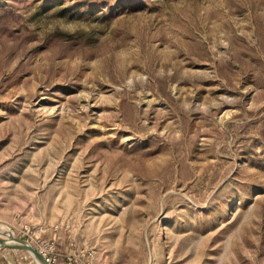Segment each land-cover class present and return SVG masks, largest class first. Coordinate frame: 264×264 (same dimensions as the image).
<instances>
[{"label": "rangeland", "instance_id": "1", "mask_svg": "<svg viewBox=\"0 0 264 264\" xmlns=\"http://www.w3.org/2000/svg\"><path fill=\"white\" fill-rule=\"evenodd\" d=\"M9 238L55 264H264V0H0Z\"/></svg>", "mask_w": 264, "mask_h": 264}, {"label": "water", "instance_id": "2", "mask_svg": "<svg viewBox=\"0 0 264 264\" xmlns=\"http://www.w3.org/2000/svg\"><path fill=\"white\" fill-rule=\"evenodd\" d=\"M12 242L14 244L7 243L4 239H0V246L7 249H15V250H25L33 255V257L38 260L41 264H49L44 257L34 249L29 243L26 241L13 238Z\"/></svg>", "mask_w": 264, "mask_h": 264}, {"label": "built area", "instance_id": "3", "mask_svg": "<svg viewBox=\"0 0 264 264\" xmlns=\"http://www.w3.org/2000/svg\"><path fill=\"white\" fill-rule=\"evenodd\" d=\"M52 247L46 248V249H41L38 250V252L44 257V259L49 263V264H55L56 261V255L52 254ZM83 256H86L88 258H92L94 256L93 252H83ZM89 264V263H86Z\"/></svg>", "mask_w": 264, "mask_h": 264}, {"label": "bare ground", "instance_id": "4", "mask_svg": "<svg viewBox=\"0 0 264 264\" xmlns=\"http://www.w3.org/2000/svg\"><path fill=\"white\" fill-rule=\"evenodd\" d=\"M7 243H10V242H12V240H13V238H9V239H4ZM31 254V253H30ZM31 256H33L32 254H31ZM36 260V259H35ZM36 263L37 264H41L38 260H36Z\"/></svg>", "mask_w": 264, "mask_h": 264}]
</instances>
